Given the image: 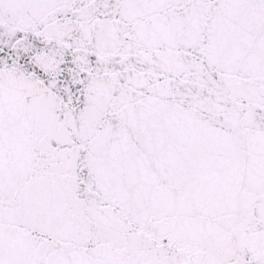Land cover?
<instances>
[{
	"label": "snow or ice",
	"instance_id": "1",
	"mask_svg": "<svg viewBox=\"0 0 264 264\" xmlns=\"http://www.w3.org/2000/svg\"><path fill=\"white\" fill-rule=\"evenodd\" d=\"M0 264H264V0H0Z\"/></svg>",
	"mask_w": 264,
	"mask_h": 264
}]
</instances>
